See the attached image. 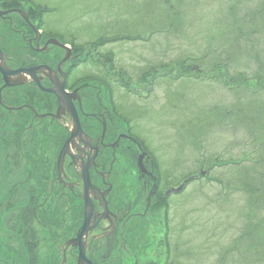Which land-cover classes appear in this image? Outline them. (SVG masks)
<instances>
[{"label": "rangeland", "instance_id": "374dc122", "mask_svg": "<svg viewBox=\"0 0 264 264\" xmlns=\"http://www.w3.org/2000/svg\"><path fill=\"white\" fill-rule=\"evenodd\" d=\"M217 4L218 1L202 0L201 7L195 8V25L201 31L191 27L189 35L194 41H203L208 13ZM158 6L157 0H0V11L15 7L23 10L33 22L43 26L46 38H57L70 47L73 58L66 67L74 63L82 66L85 75L81 79L96 83L101 80L105 86L106 77L113 83L105 89L109 98L115 101L119 117H122V130L124 119L152 157L147 163L150 170L155 169L154 176H157L160 188L152 201L150 215L144 219V210L139 209L136 213L119 210L118 221L126 218L125 223L119 226V236L117 239L115 235L104 238L103 233H108L109 223L103 222V227L92 233L91 240L97 239L88 250V257L92 264H264V257L252 260L254 258L249 252L248 232L251 231L253 236L256 234V228L250 222L254 220L259 225V216L249 214L247 195L217 181L228 167L219 168L213 163H205L201 167L200 154L179 149L172 125L177 113L167 98L170 91L154 82L155 74L178 77L179 67L174 70L159 68L158 73L153 70L140 81L131 78L163 61L167 62L178 53L174 49L178 50V45L183 42L165 36ZM24 24L19 14L12 18L0 17V38H7L6 49L15 57L23 59L25 65L37 59L52 63L65 59V50L54 46H50L48 54L42 52L37 57L28 54L30 48L22 34ZM47 41L42 42V46ZM184 41L195 46L186 38ZM219 73L229 81L225 69H220ZM208 76L198 72L193 74L195 79H208ZM195 79L179 81V88L185 96L193 95L195 98L193 111L188 108L190 104L182 111L187 115L185 122L182 123L180 118L174 125H190L199 137V127L194 126H199L206 118L198 113V109L208 105L209 101L215 102L219 93L228 96V91L222 85H201V81ZM249 86L259 88L256 82L249 83ZM8 131L9 128L0 123V137L5 141H0V264H63L66 249L62 248L76 231L74 224L79 225V215L75 203L59 196L62 187L57 185L55 192L58 194L50 200L51 204H47L45 211L38 212V220L33 221L29 217L30 220L22 222L25 209L42 204L51 180L57 176L58 158L53 137L60 132L58 125L48 129L41 142L36 139L37 148L30 146L29 159L33 163L24 162L25 167L36 165L40 171L34 174L31 183L21 189L22 193L35 190L41 197L35 205L31 201V206L25 205L28 201L24 204L18 202L20 195L13 196V189L17 188L13 170L20 162L17 157V162L14 158L9 160L13 150L4 138ZM187 137L189 139V134ZM214 139L217 142L211 145L217 151H220L217 146H228L232 141L224 131L216 133ZM236 150L239 154L238 148ZM230 170L227 173L232 174ZM122 172L117 167L113 173L115 190L110 197L113 211L118 206L130 207L128 177ZM25 175L19 176L20 180ZM193 176L197 177L190 179ZM186 181L181 191L166 197L168 190L179 188ZM134 193L137 195L139 192L133 191L131 197ZM144 197V194L140 195L138 207L143 200L146 202ZM237 246L241 251H237ZM77 254L78 249L71 247L67 250L66 264H77Z\"/></svg>", "mask_w": 264, "mask_h": 264}, {"label": "flooded vegetation", "instance_id": "af4514ba", "mask_svg": "<svg viewBox=\"0 0 264 264\" xmlns=\"http://www.w3.org/2000/svg\"><path fill=\"white\" fill-rule=\"evenodd\" d=\"M18 10L21 9L17 7L5 9L4 11L7 13L1 18H12L16 14L22 16L25 21L22 34L27 41L28 48H30L28 54L36 55V57L42 52L48 54L51 49L50 46L58 47L61 51L64 49V47L50 42L53 37L46 38V32L40 23L33 22L28 14L29 19L26 20L25 16L19 13ZM46 40L48 41L42 46V42ZM6 41L7 38H0V49L3 52V60L12 71L18 72L21 69L40 66H47L52 69L50 71L44 68L36 76L15 74L10 78V81L18 85L6 88L3 87L6 82L3 73L0 72V123L2 126L9 128L7 136H4L7 139L9 148L11 147L13 150V155L12 157L9 156V160L11 158L16 160L17 157L18 162H20L14 163L16 166L13 171L17 179V183H15L17 188L13 189V196L20 195L18 202L22 204L28 201L25 204L26 206H31V201L35 205V201L41 199L37 196L35 190L34 192L31 190V192L25 191L22 193L25 185L33 180L34 174L40 172L36 165L27 168L24 162L33 163L32 159H29L32 152L30 146L34 145L36 147V139L39 138L41 142L47 130L57 124L60 132L55 133L53 137V147L56 148L58 158L56 164L57 176L51 180L48 193L42 204L25 209L23 216L24 219L30 220V218H33V221L38 220V212L45 211L50 200L58 194L55 191L59 184L62 187L59 196L77 205L76 213L79 216L77 217L76 214L75 216L79 220V225L74 224L76 231L72 233L73 236L69 240L77 237L86 217L84 172L87 169L93 187L100 191L98 194L90 191L89 195L94 207L90 224L94 228L86 240V254L88 257V250L97 239L92 238L91 240L92 233L103 227V222L109 223L108 233H103L104 238L115 235L117 239L119 236V226L124 224L126 220L125 218L123 221H118V214L121 213L119 210H128L129 213H136L139 209L144 210L142 216L144 219L150 215L152 201L159 193L160 188L158 178L154 176L156 175L155 169L150 170L147 163L151 162L152 157L144 144L137 138L136 133L131 132L130 123L124 119V130H122L120 121L122 117H119L115 101L107 95L106 85L104 86L101 80L96 83L81 79L85 74L82 73V66H77L76 63L74 65L70 64L68 68L66 67L73 58V51L65 62H63L64 60H56L55 63H52V61L45 59H37L36 62H29L25 65L23 59L15 57L11 51L6 49ZM65 52L67 53L66 50ZM29 57L33 58L32 56ZM38 81L42 84L40 85ZM56 84L63 85L65 91L74 95L71 101L74 103L81 130H78V127L76 128L78 124L75 123L67 103L60 101L55 93L47 91L56 87ZM47 124L50 126L47 127ZM0 141L5 142L2 137H0ZM65 145L67 152L63 157L62 171L60 172L59 157ZM117 167L121 169V172L123 171L122 175L127 173V189L129 191L127 196L129 197L130 207L118 206L119 208L113 211L110 197L115 190L112 181L114 179L113 173ZM25 173V177H21L20 180L19 176H23ZM60 174L62 175L60 176ZM39 181L45 182L43 178H39ZM135 190L139 193L137 195L134 193V198V194L132 197L131 195ZM174 190L175 188L168 190L166 197ZM141 194L145 195L146 202L144 203V200H141L142 203L138 207ZM101 200L107 202L108 212H105ZM19 206L22 205L19 204ZM71 247L78 249L75 245H71Z\"/></svg>", "mask_w": 264, "mask_h": 264}, {"label": "trees", "instance_id": "16d2710c", "mask_svg": "<svg viewBox=\"0 0 264 264\" xmlns=\"http://www.w3.org/2000/svg\"><path fill=\"white\" fill-rule=\"evenodd\" d=\"M201 1L157 0L165 36L183 42L178 45V50L174 49L178 53L167 62L163 61L158 66H152L151 70L145 69L138 77L131 78L140 81L153 70L158 73L159 68L174 70L179 67L178 77L172 74L170 78L169 75L159 77L155 74L154 81L170 91L167 98L177 113L172 125L179 149L200 154L201 167L205 163H213L219 168L228 167L227 172L231 168L232 174L224 170L217 181L247 195L249 214L259 216V225L254 220L250 222L256 228L255 236L251 231L248 236L250 256L254 258L252 260H260L264 257V0H211L219 4L208 13L206 33L201 38L203 41H194L189 33L191 27H196L195 8L201 7ZM194 10V13H190ZM196 30L201 31L197 27ZM184 38L195 46L185 44ZM220 69L226 70L229 81L223 73L217 74ZM196 72L209 75L208 79L193 78ZM186 79L200 80L201 85H222L228 91L229 97L219 93L215 102L209 101L208 105L204 104L203 108L198 109V113L206 118L199 126H194L199 127V137L190 125H174L181 119L182 123L185 122L187 115L182 112L185 106L193 109L195 97L185 96L179 88V81ZM105 81L108 87L113 84L106 77ZM253 82L259 84L258 89L249 86ZM221 131L227 132L232 141L228 146H217L220 150L217 151L211 144H216L214 135ZM25 221L28 219L22 220ZM237 251H241L238 246Z\"/></svg>", "mask_w": 264, "mask_h": 264}, {"label": "water", "instance_id": "95a60500", "mask_svg": "<svg viewBox=\"0 0 264 264\" xmlns=\"http://www.w3.org/2000/svg\"><path fill=\"white\" fill-rule=\"evenodd\" d=\"M18 12L21 13L22 15H24L26 20L29 19L28 15H25L22 10H18ZM6 13L7 12H5V11L4 12L0 11V16L5 15ZM50 42L53 43V44H57V45H59L61 47H64L65 49H67V57H66V59L63 62L67 61L69 59L70 54H71L70 48L67 47V46L61 45L58 42V40H56V39H52V40H50ZM50 42H49V44H50ZM0 55H1V50H0ZM44 68L52 71V69H50V68H48L46 66H40V67L29 68V69H21L18 72H15V71L10 70L3 63H0V71L3 72L4 80L6 82L5 87L18 85V84H14L13 82L10 81V76H13V75L18 74V73L20 74V76L21 75L36 76L37 73H39ZM38 83H40V82L38 81ZM40 85H41V83H40ZM47 91L51 92V93L54 92L58 96L60 101H63V102L67 103V105L70 107V113H72L75 123L78 124V125H76V128L78 127V130L79 129L81 130V126H80L79 120H78V115H77V113H75L74 103L71 101L72 98H74V95L69 94L67 91H65L63 85H57V84H56V87H54L52 89H49ZM61 108H62V106L60 107V109ZM66 145L64 146L65 148L61 152L60 157H59L60 158V160H59L60 172L62 171V163H63V159H64L63 157H64V155L67 152ZM84 179H85V190H86V196L84 197V199L86 201V209H85L86 217H85V220H84V223H83L84 225L81 228V231L78 234V237L76 239L70 240V242L68 243V246L71 243H74L76 246H79L80 254H79L78 264H91V262L89 261L88 257L86 256V247H87L86 246V240H87V238L89 236L88 234L94 228V226L91 227V224H90L91 218H92V215H93V208L94 207H93V204H92V201H91V196H89V195H90V191H92L94 193H97V194L100 191L97 188L93 187V185L91 183V179H89V174H88V170L87 169L84 172ZM183 188L184 187L181 186V187H179V189H175L174 191L175 192H179ZM102 204L104 206L105 212H108V204H107V202L103 200Z\"/></svg>", "mask_w": 264, "mask_h": 264}]
</instances>
